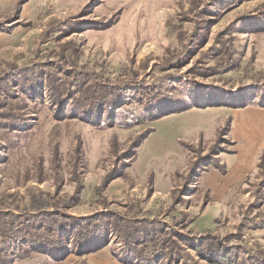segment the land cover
Segmentation results:
<instances>
[{"label":"rangeland","instance_id":"rangeland-1","mask_svg":"<svg viewBox=\"0 0 264 264\" xmlns=\"http://www.w3.org/2000/svg\"><path fill=\"white\" fill-rule=\"evenodd\" d=\"M195 1L0 0V229L63 237L0 238V264H139L124 234L139 226L147 253L151 230H175L176 264H212L189 235L264 253V0ZM53 83L69 96L55 103ZM154 84L149 106L126 100ZM89 86L107 91L76 107Z\"/></svg>","mask_w":264,"mask_h":264},{"label":"trees","instance_id":"trees-1","mask_svg":"<svg viewBox=\"0 0 264 264\" xmlns=\"http://www.w3.org/2000/svg\"><path fill=\"white\" fill-rule=\"evenodd\" d=\"M193 5L198 4L195 0H193ZM224 36V35H223ZM225 38V37H224ZM222 38L221 42H226ZM78 80V79H77ZM170 80V78L164 77L163 81ZM189 85H197V80L195 78L191 79L187 82ZM73 84V83H72ZM62 85H59L58 83L52 84V90L54 93V98L58 99L55 101V103L60 102L59 100L64 99L65 97L69 96V93H67L65 90H63ZM105 88L104 91H100V93H104L107 91V87L101 86L99 89H96L89 86V89H82L84 92L82 93H72L73 97V103L76 105V107H82L84 106V95H93L97 90H102L101 88ZM131 90L127 94L126 100H128L130 103H133L135 101L141 102L144 104V106H149L156 98L159 97V91L160 86L158 84H154L152 86H144V87H125L124 90ZM137 88V89H136ZM93 90V91H92ZM96 94L92 97H89L93 107H91L92 116L94 115V112L96 113V117H100L101 106L100 102H103L106 97L104 95ZM133 94V95H131ZM74 95V96H73ZM120 98V96H118ZM117 99L114 102L121 101L120 99ZM122 99V98H121ZM124 100V99H122ZM95 101H98L97 103ZM113 115V114H111ZM91 116V117H92ZM110 116V115H109ZM111 119V118H110ZM31 205L34 207H47L48 204L41 201V199L35 198V201H31ZM43 205V206H42ZM45 212H42V214H39L40 216H47V214H44ZM94 218H91L93 221ZM32 221H39L41 220L40 217H31ZM89 219H81V222H86L87 224L83 227H80L79 225L73 226L72 233L75 236L76 239H79L80 241H85L87 239L93 238V234L95 233H86V227L94 228V223L91 221H87ZM67 223H64L62 221L54 220L53 222L47 221L45 226L47 230H52V228H56V232L62 233V231H68L70 230V226L76 223V220L69 218V220L66 221ZM68 223H71L68 225ZM51 224V225H50ZM0 229V238L3 240L9 239L11 241V245L14 244H33L37 246L40 249L48 248V249H56L60 244H63L62 242V236L58 241H54L55 239L51 237H43L36 235V232L39 231L41 228L38 226H32L30 224H27L25 226L18 225L16 222L11 219L7 224H4L1 226ZM18 227L19 231H25L27 233V237L25 234L22 235H14L15 228ZM88 229V231H89ZM175 230L171 229H164L162 231H154L151 230L148 233L147 240L154 241V246H157V250L153 251L152 253H147L145 251V248L143 247V243H137V240L140 238L144 232L140 228V226L137 228H131L128 230H124L125 237L127 238V248L129 249L130 253H134L133 260H137L139 264H161L163 261L165 264H176L179 260H182L181 255V248L178 246V243L175 239ZM189 239L193 238V241L196 243H201V245H195L194 249L196 252L204 259L208 260L212 264H264V253L262 252H247L248 256L246 258H240L239 252L236 250V248L228 247L224 245V242H221L218 239V236L216 234H205L203 236H200L198 238H194V236L189 235ZM158 244L160 246H158ZM15 254V253H14ZM163 256H166V261L163 260ZM132 258V257H131Z\"/></svg>","mask_w":264,"mask_h":264}]
</instances>
